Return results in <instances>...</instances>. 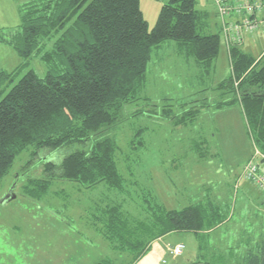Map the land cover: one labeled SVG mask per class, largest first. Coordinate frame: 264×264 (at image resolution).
Masks as SVG:
<instances>
[{"label": "trees", "instance_id": "obj_1", "mask_svg": "<svg viewBox=\"0 0 264 264\" xmlns=\"http://www.w3.org/2000/svg\"><path fill=\"white\" fill-rule=\"evenodd\" d=\"M19 10V30L0 36L20 59L13 71L0 70V181L27 149H32L31 161L42 150L78 145L81 149L58 164L45 163V179L30 181L33 186L24 194L43 197L50 179L75 182L84 190L106 185L119 195L126 193L127 183L116 161L118 145L108 130L121 122L127 105L151 101L142 93L153 51L173 42L179 55L192 60L202 80L214 71L220 32L207 31L208 14L196 9V0H168L151 30L139 0H25ZM227 55L230 75L214 88L223 97L215 107L240 105L252 144L264 157V54L255 59L240 46H231ZM32 57L45 64L46 76L28 71L14 83ZM183 105L178 114L166 105L154 116L175 129L187 128L200 110ZM144 132L134 131L131 149L143 145ZM203 146L192 142L200 157L205 154ZM148 199L144 198L138 217L113 200L95 202L86 211L110 248L131 258L127 264H136L154 241L168 234L192 233L204 243L202 233L218 229L229 217L226 203H216L214 194L180 211ZM97 264L114 263L105 259ZM238 264H264V236Z\"/></svg>", "mask_w": 264, "mask_h": 264}, {"label": "rangeland", "instance_id": "obj_2", "mask_svg": "<svg viewBox=\"0 0 264 264\" xmlns=\"http://www.w3.org/2000/svg\"><path fill=\"white\" fill-rule=\"evenodd\" d=\"M167 1L139 0L148 30L154 27L159 10ZM24 2L0 0V36L7 37L19 30V9ZM196 9L208 12L205 21L210 30L207 31L217 32L213 24L220 25V19L213 14L214 11L217 13L213 0H196ZM259 35L257 41L246 38L239 45L255 59L264 54V31ZM173 44L167 42L164 45ZM165 48L168 60L162 70L155 61L149 64L154 84L147 85L142 94L151 101L140 100L127 105L121 122L108 130L118 145L116 161L127 183L126 193L119 195L106 185L84 190L75 182L50 179L48 192L39 199H31L24 194L25 188L33 186L30 184L32 180L45 179L43 165L58 164L65 155L81 149V146L42 150L31 161L32 149L23 151L0 181V264H97L105 259L114 264L129 263L131 258L127 254L113 251L96 233L86 214L95 202L104 200L120 203L135 217L141 214L144 198L176 211L213 193L221 192L218 200L221 196L226 200L227 219L232 218V221L225 232L223 227L212 234L202 233L206 238L204 243L192 233L168 234L155 247H150L137 262L139 264H219L222 261L224 264H238L243 252L253 248L255 241L259 242L260 222L256 220L254 209L247 203H240L234 209V187L239 194L243 188H254L240 178L254 151L249 127L238 103L222 109L215 107L223 97L214 88L230 75L224 37L220 34L214 71L204 75L202 80L192 60L184 64L177 58L176 63L172 48ZM13 50L9 47L0 49V58L4 57L7 64L6 72L13 71L20 64ZM28 62L14 83L28 71L40 78L46 76L47 67L39 57H32ZM148 80L150 77H147V84ZM163 98L170 99V103ZM181 104H185L187 110H200L196 121L187 128L175 129L169 121L154 116L166 105L172 106L173 112L178 114ZM137 129H145L141 137L143 145L131 149L130 142ZM192 142L204 144L201 148L204 156L200 157L192 149ZM258 161L259 170L264 175V161ZM245 205L250 212L243 214ZM260 210L264 219V208ZM180 243L184 245L183 253L178 257L171 256L167 248Z\"/></svg>", "mask_w": 264, "mask_h": 264}, {"label": "built area", "instance_id": "obj_3", "mask_svg": "<svg viewBox=\"0 0 264 264\" xmlns=\"http://www.w3.org/2000/svg\"><path fill=\"white\" fill-rule=\"evenodd\" d=\"M213 3L220 19L219 32L224 37L227 48L239 46L246 38L258 36L260 31H264V0H213ZM253 150L240 178L264 195V175L259 170L258 161H262L264 157L255 147ZM183 250L184 245L181 243L167 248V252L173 257L180 256Z\"/></svg>", "mask_w": 264, "mask_h": 264}, {"label": "crops", "instance_id": "obj_4", "mask_svg": "<svg viewBox=\"0 0 264 264\" xmlns=\"http://www.w3.org/2000/svg\"><path fill=\"white\" fill-rule=\"evenodd\" d=\"M207 14H208V12H207ZM214 16L216 17V14H215V11H214ZM213 27H215L216 29H217V32H219V25H218V23H216V22H214V24H213ZM208 30H210V28L208 27ZM216 32V31H215ZM215 32H212V33H215ZM260 35H258V36H255V37H248V39H251V41H253V42H255V41H257V39H258V37H259ZM1 45H5V46H1ZM174 46H171V45H167V46H165L164 44L162 45V46H160V47H158V48H156L154 51H153V53H152V56H153V58H152V56H151V60H150V63H151V65H152V63L155 61L156 63V65H159L160 66V69L162 70V65L168 60V58L166 57V55H165V52H166V48L165 47H171L172 48V54H174V56H176V63L178 62V59L180 58L181 60H182V62L185 64H189L190 63V61H187L186 59H184L181 55H179L178 53H177V49H176V46H175V44H173ZM1 47H9V48H11L9 45H7V44H5V43H2L1 41H0V49H1ZM12 49V48H11ZM14 51V50H13ZM3 53H6V52H3ZM263 53H264V51H263ZM10 57H11V55H10ZM259 57H261V56H259ZM258 57V58H259ZM178 58V59H177ZM174 59V58H173ZM20 60V59H19ZM16 62H17V60H16ZM20 63V62H19ZM149 63V64H150ZM14 64H17V63H15V60H14ZM7 64H6V61L4 60V57L1 59L0 58V70H7L8 71V69L5 67ZM150 66L148 65V68H149ZM13 68H15V67H13ZM147 77H150V79L151 80H148V84H147V81H146V85H145V88H146V86L147 85H151V84H154V79L152 78V76H151V74H150V68L149 69H147ZM150 82V83H149ZM144 88V89H145ZM148 98H150V97H148ZM151 99V98H150ZM251 185V184H250ZM252 186V185H251ZM235 188V187H234ZM238 189H239V187H238ZM235 192H236V195H235V205H234V209L237 207V206H239V204L240 203H247V204H249V206H251L253 209H254V211H255V216L257 217L256 218V220H259V222H260V224L261 223H263L264 224V219H263V214H262V212H261V210L260 209H263L264 208V195H262L255 187L254 188H252V187H246V188H243V189H241V194H239V193H237L238 191L236 190V188H235ZM214 195H216V197H218V195H220L221 194V192H218V193H213ZM238 198V199H237ZM218 199H216V203H219V204H222V203H226V200H222V196H221V198L217 201ZM238 202V203H237ZM223 205V204H222ZM257 209H256V208ZM247 208V205H245V206H243V211H245V213L243 212V211H240V213H242L243 212V214H246V212L247 213H249L250 211H249V209H246ZM233 215H234V213H233ZM230 221H232V218L231 219H228L227 220V222L225 223V224H223V226H221V227H219L218 229H215V230H213V231H211V232H208V233H210V234H212L213 232H218V231H221V229H223V227H225L223 230H224V232L226 231V227L229 225V223H230ZM259 224V235L258 236H260V238L262 239L263 238V236H264V225L263 224H261L260 225ZM255 229H258L257 228V226H253ZM248 229V228H247ZM250 229V228H249ZM244 230H242L241 232H243ZM246 231V230H245ZM164 238L162 237V238H160V239H158V240H156V241H154L152 244H151V248L154 246L155 247V245H157V243L158 242H161L162 240H163ZM258 241H255L254 243H253V247H254V245L257 243ZM247 245V244H246ZM248 246V245H247ZM247 250V249H246ZM246 250L243 252V254L246 252ZM137 264H139V263H137Z\"/></svg>", "mask_w": 264, "mask_h": 264}]
</instances>
